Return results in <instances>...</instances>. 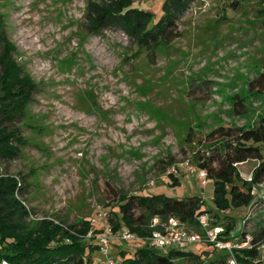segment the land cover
I'll return each mask as SVG.
<instances>
[{
	"label": "rangeland",
	"instance_id": "374dc122",
	"mask_svg": "<svg viewBox=\"0 0 264 264\" xmlns=\"http://www.w3.org/2000/svg\"><path fill=\"white\" fill-rule=\"evenodd\" d=\"M98 1L0 0V31L36 85L25 118L14 125L24 144L16 159L0 160L2 172L22 179L20 199L32 223L94 220L102 207L112 226L111 187L130 196H198L215 210L212 182L204 185L189 167L199 169L198 156L210 155L203 141L213 128L264 118V96L248 90L264 74L262 0H193L177 22L178 37L150 55L118 29L89 31L86 8ZM164 2L140 0L138 7L155 21ZM238 100L244 103L240 115L233 108ZM256 164L240 165L243 177ZM171 175L179 185L171 186ZM214 213L207 214L211 227L225 230ZM226 215L236 226L231 242L253 236L264 226V197ZM129 244L141 246L114 240L111 257ZM208 245L184 250L200 252ZM104 259L96 255L97 264Z\"/></svg>",
	"mask_w": 264,
	"mask_h": 264
},
{
	"label": "trees",
	"instance_id": "16d2710c",
	"mask_svg": "<svg viewBox=\"0 0 264 264\" xmlns=\"http://www.w3.org/2000/svg\"><path fill=\"white\" fill-rule=\"evenodd\" d=\"M139 1L89 2L85 13L89 31L118 29L138 49L150 55L178 37L177 22L193 2L165 0L162 15L154 21L153 14L138 7ZM259 11L264 24V0ZM0 44V160L12 161L24 144L14 125L25 118L36 85L22 70L14 56L15 45L2 31ZM263 84L264 74H260L256 81L249 83L248 90L264 96ZM243 106V101H235L234 114L240 115ZM203 147L210 155L198 156L196 163L199 169L206 170L207 179L213 184L215 210L206 209L204 200L198 196L174 198L149 191L130 196L111 187L109 203H115L111 210L114 233L128 230L146 238L152 233L150 225L155 217L161 220L175 217L201 229L199 218L215 212L214 216H222L226 223L219 238L229 241L236 226L226 214L243 206L252 208L264 195V118L258 124L244 127L219 125L205 136ZM249 161L256 162V167L243 177L239 166ZM171 178V186L180 184L176 177L171 175ZM24 190L21 178L5 175L0 167V264H97L96 255L100 251L95 238L101 233L100 225L89 219L69 224L46 218L32 223L30 211L20 199ZM252 237L253 247L233 250L238 264H264V255L256 245L264 241V226ZM223 253L211 243L200 252L170 249L166 255L153 248L129 244L118 248L114 257L123 264H175L178 259L190 260L193 264H227L229 255Z\"/></svg>",
	"mask_w": 264,
	"mask_h": 264
},
{
	"label": "built area",
	"instance_id": "2783aa9c",
	"mask_svg": "<svg viewBox=\"0 0 264 264\" xmlns=\"http://www.w3.org/2000/svg\"><path fill=\"white\" fill-rule=\"evenodd\" d=\"M192 173L198 172L204 179L203 184L206 185L207 172L203 169H193L189 167ZM251 180V176L248 178ZM264 197V196H263ZM108 214L102 207L98 209V218L92 220L96 225L103 221L101 227V233L96 236L95 240L99 245V251L105 257L101 264H123L121 260H118L110 255V248L114 240L121 241L123 243L137 242L141 244V247L148 248H168L184 250L191 245H203L205 243L213 244L220 251H224L229 255V264H238L234 256V249L251 248L253 237L246 235L241 237L237 242L233 243L230 240L225 241L220 239V235L224 233L222 226L211 227L209 217L203 215L199 218V223L202 229V233H196L191 231L185 223L180 222L175 217H170L166 220H161L159 217H155L150 225L152 233L146 238L139 237L136 233L131 231H122L116 235L113 231V227L108 222ZM93 233L88 234V238H92ZM261 255H264V241L256 244ZM6 264V263H3Z\"/></svg>",
	"mask_w": 264,
	"mask_h": 264
}]
</instances>
